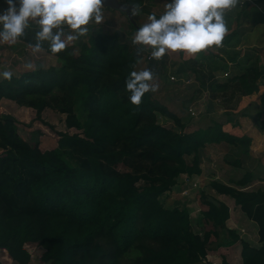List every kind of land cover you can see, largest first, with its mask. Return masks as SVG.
<instances>
[{
    "label": "trees",
    "instance_id": "trees-1",
    "mask_svg": "<svg viewBox=\"0 0 264 264\" xmlns=\"http://www.w3.org/2000/svg\"><path fill=\"white\" fill-rule=\"evenodd\" d=\"M93 27L90 23L85 37L59 53L44 43L41 49L58 57V66L0 78V99L33 107L37 119L55 101L67 112V124L81 131H59L56 149L41 150L38 142L19 136L13 118H0V250L17 264L29 263L30 245L43 248L44 264H192L205 256L217 231L194 232L189 211L165 206L160 196L176 185L179 175L201 173L199 152L208 144L230 140L247 153L251 137L236 135L217 120L186 131L179 116L150 91L140 105L132 104L125 79L144 50L131 39L118 40L116 31L93 33ZM35 28L32 24L19 40L33 46ZM235 34L229 32L223 41ZM146 61L154 75L161 73L156 59ZM190 61L199 87L209 93L232 86L252 94L259 88L256 79H264V66H247L253 80L247 72L220 80L212 69ZM158 114L180 130L160 123ZM120 164L126 170H119ZM249 179L245 174L233 185L214 180L211 187L232 197L257 225L258 246L226 227L232 240L240 242L237 264H264V189H245ZM204 203V219L225 229L228 205ZM219 264L233 263L223 257Z\"/></svg>",
    "mask_w": 264,
    "mask_h": 264
},
{
    "label": "rangeland",
    "instance_id": "rangeland-1",
    "mask_svg": "<svg viewBox=\"0 0 264 264\" xmlns=\"http://www.w3.org/2000/svg\"><path fill=\"white\" fill-rule=\"evenodd\" d=\"M127 3L126 0H119ZM142 2V12L140 16L133 17L134 25L119 10L104 7V19L97 25L93 24V33L107 31L110 34L117 32L118 40L125 41L131 39L138 27V23H144L150 12L160 14L164 10L166 0H140ZM263 5L264 0H254L250 4V11H240L238 19L245 15L249 22L247 27L238 25L232 20L229 24V31L236 30L232 47L211 46L195 55H188L184 52H168L164 58L157 60L158 65H162L160 74L154 75V83L158 85L156 91H150L161 103L169 110L175 112L180 118V122L186 131H191L198 127H205L217 120L223 124L226 130L241 135L245 130L252 132L256 138L254 145V154L247 157L244 147L240 144H234L230 140H222L217 147L207 145L200 150V160L202 173L200 176H190L185 174L177 177V183L173 188L161 194L160 200L167 207H185L190 214L191 225L194 232L202 234L206 230L216 229L217 233L212 234L207 244L205 256L192 264H219L225 257L231 263L240 261V242L233 241L226 227L232 229L241 239L247 240L252 244H258L256 235V226L252 223V228L248 233L240 230L245 226L247 220L238 207H234L232 197L226 194L218 193L211 187L212 181L222 183H234L245 172V167L241 168L237 160L248 158V165L253 170L252 179L249 182V190L257 188L264 189V103L261 100V93L264 90V79H256L258 90L252 94L242 93L236 87L230 86L224 93L201 90L197 75L192 70L194 60L201 64L203 70L212 69L214 74L218 75L220 80L232 77L240 72H247L249 80L254 79V73L247 71V66L259 68L264 66V28L253 27L258 22V13L255 9L257 5ZM264 6V5H263ZM253 8V9H252ZM255 8V9H254ZM262 9V8H261ZM264 9V8H263ZM258 11V9H257ZM243 12V14H241ZM235 18L236 10L230 12ZM134 26V27H133ZM226 34V35H227ZM86 35V34H85ZM85 35L80 38L85 37ZM72 41L78 42L80 40ZM238 47V48H235ZM143 58L139 61L136 69L147 67V61L144 56L150 52L143 49ZM231 54L235 55L233 60ZM31 63L32 67H28ZM49 65H59V58L42 49L38 52L33 51V46L18 40L15 44H0V71L10 70L13 74L31 70L38 67L46 68ZM174 76V79L173 77ZM54 104V105H52ZM45 107L40 113V118H36V110L26 104H20L14 100L0 99V118L10 116L16 125L17 133L24 140L33 144L39 143L41 150L56 149L58 132L75 133L81 132L76 126L67 124V112L62 111L54 102ZM76 116L78 113L75 111ZM157 120L174 131L180 130V125L166 116L157 115ZM254 156V157H253ZM257 157V158H256ZM247 158V160H246ZM119 170H126L122 164L118 166ZM192 182H195L192 184ZM205 200L224 201L230 207L231 219L225 222V229L219 225L214 227L212 223L204 219L202 212L207 208ZM245 231H247L246 227ZM28 249L31 258L28 264H44L41 260L43 248L38 245H30ZM0 264H17L5 251L0 250Z\"/></svg>",
    "mask_w": 264,
    "mask_h": 264
},
{
    "label": "clouds",
    "instance_id": "clouds-1",
    "mask_svg": "<svg viewBox=\"0 0 264 264\" xmlns=\"http://www.w3.org/2000/svg\"><path fill=\"white\" fill-rule=\"evenodd\" d=\"M9 7L0 13V44H15L32 24L38 52L46 42L51 53L64 50L69 42L89 32L104 17L103 0H6ZM131 16H140V0H126ZM240 0H166L160 14L150 12L144 23H138L131 40L150 56L162 59L168 52L181 51L195 55L211 46H221L229 31L226 13L237 8ZM129 14L127 16L129 17ZM28 67H32L29 63ZM13 72L0 71V78L11 80ZM155 76L150 67L133 69L125 79L129 101L140 105L149 91H156Z\"/></svg>",
    "mask_w": 264,
    "mask_h": 264
},
{
    "label": "crops",
    "instance_id": "crops-1",
    "mask_svg": "<svg viewBox=\"0 0 264 264\" xmlns=\"http://www.w3.org/2000/svg\"><path fill=\"white\" fill-rule=\"evenodd\" d=\"M252 1H254V0H240V3L238 4V6H237V8H235V9H232V10H230V11H228L227 13H226V19H227V22H228V26H229V24H230V22L233 20H237L236 21V23L235 24H237L236 26H238V25H242L243 27H247V23L249 22V19H247L246 17H245V15H243L242 17H240L239 19H238V13L240 12V11H250V9H251V6H250V4L252 3ZM264 5V4H263ZM263 5H257V7H259V8H257L258 9V11H257V9H255L256 10V12L258 13L256 16L258 17V22H255L254 24H255V26H253V27H258V28H264V6ZM262 8V9H261ZM253 9V8H252ZM233 10H236V12H237V14L235 15V18L233 17V15H232V18L231 17H228V16H231V11H233ZM241 14H243V12L241 13ZM235 37H233L232 39H231V41L230 42H232L233 41V39H234ZM230 42H225V41H222V46L224 45V47H226V48H229V47H232V44L230 43ZM235 48H238V47H235ZM216 77L217 78H219V76L218 75H216ZM242 134H246L247 136H249V137H251V143H250V146H249V149H248V152H247V157H249L248 155L250 154L251 156L254 154L253 152H254V145H256V138L253 136V133L252 132H247V131H243L242 132ZM216 144V145H215ZM209 146H211L210 148H212L214 145L217 147L218 145H220L219 143H213V144H208ZM244 151V150H243ZM263 151H264V147L262 148V150H261V152L260 153H262L263 154ZM254 157V156H253ZM257 158V157H256ZM264 159V158H263ZM246 160H247V158H246ZM248 161H251V160H249V158H248V160L247 161H245L244 159L242 160H240V163H237V164H240L239 166H241V168L243 167H245V172H243L244 174L242 175V177L246 174V175H250V179L248 180V183H247V185L245 186V189H249V187L248 186H250L249 185V182H250V180L252 179V175L254 174L253 173V170H252V168L250 167V166H247L248 164ZM201 173H202V170H201ZM200 173V174H201ZM200 174L199 175H194V176H200ZM187 176V175H186ZM187 178H189L188 176H187ZM241 178V177H240ZM239 178V179H240ZM236 181V180H235ZM234 181V182H235ZM193 183H195V182H192V184ZM226 184H228V185H231V183H226ZM232 185H233V183H232ZM258 189V188H257ZM233 199V198H232ZM233 202H234V199H233ZM226 203V202H225ZM227 204V203H226ZM234 204H235V202H234ZM228 205V204H227ZM228 207H229V205H228ZM234 207H238L239 208V206L237 205V204H235L234 205ZM240 209V208H239ZM241 211V210H240ZM242 212V211H241ZM231 212H230V207H229V214H230ZM245 216V215H244ZM246 217V224H244L245 226L244 227H246V229H247V231H245V228L243 227V226H241L240 227V230L243 232V234L244 233H248V231L252 228V223L256 226V235H257V225H256V223L254 222V221H252L250 218H248L247 216H245ZM232 217H231V214H230V216H229V220L231 219ZM230 228H232V227H230ZM247 241V240H246ZM257 241H258V235H257ZM249 242V241H248ZM251 245H253V246H258L259 245V241H258V244H252L251 242H249ZM229 261V260H228ZM240 261H241V257H240ZM239 261V262H240ZM239 262H236V263H233V264H237V263H239Z\"/></svg>",
    "mask_w": 264,
    "mask_h": 264
},
{
    "label": "water",
    "instance_id": "water-1",
    "mask_svg": "<svg viewBox=\"0 0 264 264\" xmlns=\"http://www.w3.org/2000/svg\"><path fill=\"white\" fill-rule=\"evenodd\" d=\"M103 3H104V7H109L113 9L118 8V10L120 9V11H123L124 13H126V15L129 14L128 12L129 5L127 3L120 2L119 0H103ZM17 4H18V0H17ZM8 7L9 5L7 4L6 0H0V13L6 11ZM128 19L130 20V22H132L133 25L135 24L133 21V17L130 14Z\"/></svg>",
    "mask_w": 264,
    "mask_h": 264
},
{
    "label": "built area",
    "instance_id": "built-area-1",
    "mask_svg": "<svg viewBox=\"0 0 264 264\" xmlns=\"http://www.w3.org/2000/svg\"><path fill=\"white\" fill-rule=\"evenodd\" d=\"M145 57H146L147 60H149L150 57H151V56H150V52L146 53V56H145ZM172 77H173V76H172ZM173 78H174V77H173Z\"/></svg>",
    "mask_w": 264,
    "mask_h": 264
}]
</instances>
